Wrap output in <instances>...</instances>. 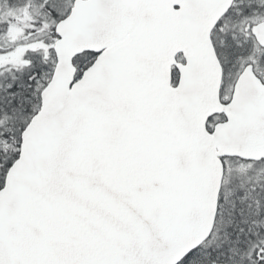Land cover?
Listing matches in <instances>:
<instances>
[{
    "label": "snow or ice",
    "instance_id": "6c2138e0",
    "mask_svg": "<svg viewBox=\"0 0 264 264\" xmlns=\"http://www.w3.org/2000/svg\"><path fill=\"white\" fill-rule=\"evenodd\" d=\"M0 264H264V0H0Z\"/></svg>",
    "mask_w": 264,
    "mask_h": 264
}]
</instances>
